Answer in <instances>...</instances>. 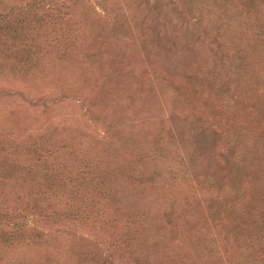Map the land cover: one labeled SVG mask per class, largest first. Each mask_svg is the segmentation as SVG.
Listing matches in <instances>:
<instances>
[{
  "label": "rangeland",
  "instance_id": "rangeland-1",
  "mask_svg": "<svg viewBox=\"0 0 264 264\" xmlns=\"http://www.w3.org/2000/svg\"><path fill=\"white\" fill-rule=\"evenodd\" d=\"M0 264H264V0H0Z\"/></svg>",
  "mask_w": 264,
  "mask_h": 264
}]
</instances>
